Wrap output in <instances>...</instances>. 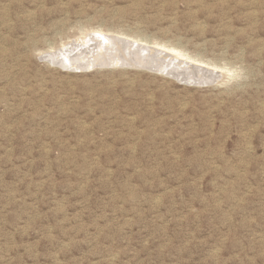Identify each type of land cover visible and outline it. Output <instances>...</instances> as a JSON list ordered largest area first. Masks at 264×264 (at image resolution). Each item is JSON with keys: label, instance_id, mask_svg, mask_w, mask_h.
I'll return each instance as SVG.
<instances>
[{"label": "rangeland", "instance_id": "rangeland-1", "mask_svg": "<svg viewBox=\"0 0 264 264\" xmlns=\"http://www.w3.org/2000/svg\"><path fill=\"white\" fill-rule=\"evenodd\" d=\"M99 31L240 77L45 60ZM0 264H264V0H0Z\"/></svg>", "mask_w": 264, "mask_h": 264}, {"label": "bare ground", "instance_id": "bare-ground-1", "mask_svg": "<svg viewBox=\"0 0 264 264\" xmlns=\"http://www.w3.org/2000/svg\"><path fill=\"white\" fill-rule=\"evenodd\" d=\"M182 1L195 7L200 5L202 0ZM226 10L230 11L232 7ZM206 15L204 17L206 21L207 19L211 21L210 13ZM226 18L232 19L230 16ZM216 20L220 19H212V21ZM198 25L203 29L199 36H204L206 25L204 23ZM101 32L95 35L86 34L84 38L78 39L80 40L78 44H73L71 48H66L59 54L49 53L44 58L50 56L47 63H51L52 60L53 67L59 64L60 69L64 70L72 69L76 72L87 70L88 72L94 68H112L114 71H119L121 77L125 76L127 71L147 72L152 77L183 83L187 88L202 89L227 85L231 80L240 77L242 70L240 67L226 61L209 59L201 53H191L182 42L152 41L149 38L123 32L118 33L120 37H116L100 34ZM150 45L158 48L150 47ZM159 48L167 52L158 50ZM131 82L134 83V81Z\"/></svg>", "mask_w": 264, "mask_h": 264}]
</instances>
